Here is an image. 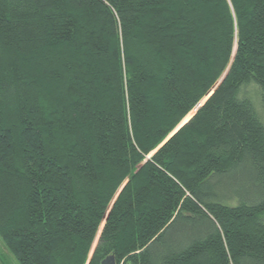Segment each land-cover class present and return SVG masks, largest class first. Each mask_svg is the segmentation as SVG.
I'll return each instance as SVG.
<instances>
[{"label": "trees", "instance_id": "trees-1", "mask_svg": "<svg viewBox=\"0 0 264 264\" xmlns=\"http://www.w3.org/2000/svg\"><path fill=\"white\" fill-rule=\"evenodd\" d=\"M251 86L264 106V0H0L6 247L19 264H264Z\"/></svg>", "mask_w": 264, "mask_h": 264}, {"label": "rangeland", "instance_id": "rangeland-1", "mask_svg": "<svg viewBox=\"0 0 264 264\" xmlns=\"http://www.w3.org/2000/svg\"><path fill=\"white\" fill-rule=\"evenodd\" d=\"M247 92L252 97V99L255 103V107L257 109V112H258L260 118L262 119V121L264 122V106H262L259 103L257 93H256L254 86L248 87ZM243 180H246V178H244ZM0 264H19L17 262V260L15 259V257L12 255V253L9 251V249L6 247L4 241L1 239V237H0Z\"/></svg>", "mask_w": 264, "mask_h": 264}, {"label": "water", "instance_id": "water-1", "mask_svg": "<svg viewBox=\"0 0 264 264\" xmlns=\"http://www.w3.org/2000/svg\"><path fill=\"white\" fill-rule=\"evenodd\" d=\"M189 118H187V120H188ZM187 120H185V121H187ZM184 121V122H185ZM100 264H116V262H115V258H114V255L113 254H110V255H108V256H106L102 261H101V263Z\"/></svg>", "mask_w": 264, "mask_h": 264}, {"label": "bare ground", "instance_id": "bare-ground-1", "mask_svg": "<svg viewBox=\"0 0 264 264\" xmlns=\"http://www.w3.org/2000/svg\"><path fill=\"white\" fill-rule=\"evenodd\" d=\"M191 115V114H190Z\"/></svg>", "mask_w": 264, "mask_h": 264}]
</instances>
